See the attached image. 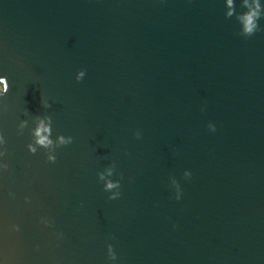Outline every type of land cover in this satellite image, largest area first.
Wrapping results in <instances>:
<instances>
[{"label": "water", "instance_id": "95a60500", "mask_svg": "<svg viewBox=\"0 0 264 264\" xmlns=\"http://www.w3.org/2000/svg\"><path fill=\"white\" fill-rule=\"evenodd\" d=\"M224 12L223 0H0L6 264H106L108 243L119 264H264V32L238 37ZM25 111L74 137L55 164L17 135ZM113 160L125 179L109 201L97 172Z\"/></svg>", "mask_w": 264, "mask_h": 264}, {"label": "clouds", "instance_id": "9594fccd", "mask_svg": "<svg viewBox=\"0 0 264 264\" xmlns=\"http://www.w3.org/2000/svg\"><path fill=\"white\" fill-rule=\"evenodd\" d=\"M225 8V18L232 20L234 19L236 24L239 26V30L235 33L241 38H251L259 32H264V27L261 25V21H264V0H242L240 8L242 11H237V0H223ZM87 76V71L81 69L76 74V81L82 82ZM9 91L8 77L0 75V101L7 95ZM42 105L44 109L50 110L53 108V103L49 102V99L42 97ZM206 105V101L204 102ZM205 108L202 107L201 111ZM7 111L6 106L0 104V115ZM26 119L21 120L17 126V135L22 136L25 130H28L30 142L27 144V151L33 156L43 151L48 164H55L57 162L58 149L65 148L74 143V137L71 135H64L62 133H56L54 131V122L51 115H43L31 117L30 114L25 111L22 113ZM209 132L215 133L217 126L215 123L209 122L207 124ZM135 138L137 140L142 139V132L136 130ZM8 141L6 139L3 130H0V176L10 171L9 153L7 149ZM130 155V153H125ZM192 172L185 170L183 172V179L185 181L191 180ZM125 177L123 173L117 172L116 161L110 162L103 170L97 172L98 183L102 186V191L107 194L109 201H116L122 197V182ZM169 187L173 190L174 199L179 202L183 199L184 190L181 186L180 181L175 176H169L168 178ZM8 195L15 198L13 192H9ZM25 203L30 204L31 198L25 196ZM83 207V203H81ZM40 223L44 227L51 228L53 221L51 218L44 216L41 217ZM176 225H173L175 228ZM11 231L19 232L20 226L17 224L11 225ZM57 239H63V233H56ZM108 239L114 240L115 237L111 236ZM0 264H6V261L0 256ZM106 264H119V257L112 243L107 244V257Z\"/></svg>", "mask_w": 264, "mask_h": 264}]
</instances>
